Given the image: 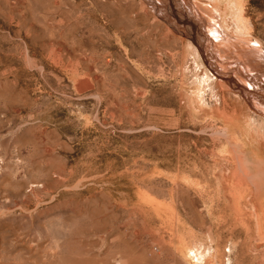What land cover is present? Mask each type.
Returning <instances> with one entry per match:
<instances>
[{
  "label": "rangeland",
  "instance_id": "obj_1",
  "mask_svg": "<svg viewBox=\"0 0 264 264\" xmlns=\"http://www.w3.org/2000/svg\"><path fill=\"white\" fill-rule=\"evenodd\" d=\"M262 123L264 0H0V264H264Z\"/></svg>",
  "mask_w": 264,
  "mask_h": 264
},
{
  "label": "bare ground",
  "instance_id": "obj_2",
  "mask_svg": "<svg viewBox=\"0 0 264 264\" xmlns=\"http://www.w3.org/2000/svg\"><path fill=\"white\" fill-rule=\"evenodd\" d=\"M214 1V0H213ZM217 1H220V2H224L225 0H217ZM227 1V4H228V6H230V4L232 3L233 4V6H235V7H237V6H239V5H241V1L242 0H226ZM238 15L239 16H237V21H238V23H240V25L243 27V28H245V29H248V23H247V21L246 20H243L240 16V12L238 11ZM178 15H180V12H178L177 13ZM182 15H183V13H181ZM175 17H177V16H175ZM179 18H181V16H179ZM178 19V18H177ZM180 21V20H179ZM180 23V22H179ZM179 23L177 24V25H179ZM236 24V23H235ZM183 26V25H182ZM240 30V29H239ZM241 31V30H240ZM243 32V31H242ZM244 32H246V31H244ZM245 35V34H244ZM190 49V48H189ZM188 51H190V50H188ZM207 56V55H206ZM234 60V59H233ZM236 60V59H235ZM215 61V60H214ZM236 62V61H235ZM252 125H253V123H252ZM257 130V129H256ZM255 130V131H256ZM259 130H260V132H261V134H262V137L264 136V123H262V124H260L259 125ZM254 134V133H253ZM260 134V133H259ZM258 134V135H259ZM257 135V134H256ZM259 137H260V135H259ZM246 138V137H245ZM257 138V137H256ZM264 138V137H263ZM261 139V138H260ZM255 145V144H254ZM262 215L264 216V209H263V211H262ZM206 255H210V252H209V249H208V251H204L202 254H201V257L202 258H205V256ZM211 256V255H210ZM211 258V257H210ZM210 258L208 259V261L210 260ZM208 261L206 262V263H208ZM211 261V260H210ZM210 264V263H209Z\"/></svg>",
  "mask_w": 264,
  "mask_h": 264
},
{
  "label": "crops",
  "instance_id": "obj_3",
  "mask_svg": "<svg viewBox=\"0 0 264 264\" xmlns=\"http://www.w3.org/2000/svg\"><path fill=\"white\" fill-rule=\"evenodd\" d=\"M211 61L209 62V64H208V62L206 63L205 62V60H204V65H206L207 67L208 66H212V67H215L216 68V65H215V62L212 60V59H210ZM259 79H260V82L262 81V75L260 74L259 75ZM263 82V81H262ZM254 97H255V99H256V102L259 104L258 106H256L254 103H252V101H249L250 103H252V104H254L255 105V108L257 109L258 107H262V102H263V100H262V96H258V95H254ZM259 99H258V98ZM242 100H243V102H244V99L242 98ZM206 108V106H204V109ZM229 125H231V121L229 122ZM230 136V135H229Z\"/></svg>",
  "mask_w": 264,
  "mask_h": 264
}]
</instances>
